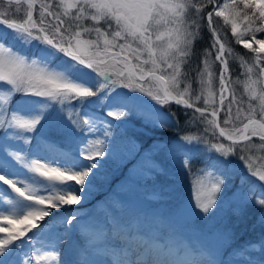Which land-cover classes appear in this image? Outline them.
Segmentation results:
<instances>
[{"label": "snow or ice", "instance_id": "1", "mask_svg": "<svg viewBox=\"0 0 264 264\" xmlns=\"http://www.w3.org/2000/svg\"><path fill=\"white\" fill-rule=\"evenodd\" d=\"M241 3L247 11L239 10L237 0L230 3L227 0H39V4L37 0H6L4 10L0 11V25L9 30L11 41L0 37V90L6 93L0 97V188L6 185L4 191L8 193L11 189L8 193L10 197L15 193L29 203L23 205L28 211L20 217L0 216L8 225H24L19 229L0 225V233H6L0 237V264H34L31 252L24 253L22 258L17 250L27 242L35 251L37 233L50 232L56 221L67 225L63 228L65 235L60 236L53 246L52 259L56 264H64L61 249L65 246L71 250V264H107L105 260L93 258V252L84 249L83 245L78 248L72 243L70 234L81 218L75 214L78 209L68 206L81 204L91 193L100 175L98 169L104 167L99 158L115 155L119 150L121 141L114 132L119 124L107 118L126 117L130 109L112 108L105 117H99L83 114L78 108L65 106L64 102L83 103L102 91L106 99L118 88L143 91V82L161 86L162 95L158 93V103L174 93L176 97H181L189 90L193 98L175 99L176 105H183L187 117L179 142H156L144 152L136 141L127 143V156L136 159L129 169L130 177L138 169L151 173L164 172L154 159L160 153L173 162L181 157L182 166L190 172L192 164L186 149L188 145H199L202 154L215 153L217 159L198 170L202 175L195 180V184L203 185L207 180L208 186L206 191H197L195 202L190 201L187 205L191 213H225L232 201L242 206L254 204L264 210V171L252 167L246 154L257 147L264 151V97H252L260 99V113L249 109L250 114L242 128H229L233 122V101L229 100L225 106L223 93L225 73L228 71L226 54L231 53L219 39L213 23V17H222L230 24L235 42L258 55L250 41H255L264 50V36L257 37V33H264V0H241ZM21 13L22 16L17 19ZM241 21L242 31L238 30ZM203 29L212 37L210 44L197 57L202 58L204 70L197 66L182 73L181 64L187 60V64L191 65L189 58L197 56L193 44ZM16 41L42 45L38 59L29 63L27 55L16 47ZM58 56L64 59L55 64L54 59ZM210 57H214L220 66L219 107L196 95V90L190 86L178 91L181 80L195 83L205 74H208V83H211V71L207 68ZM256 66L264 74V62H258ZM251 71L252 68H248V72ZM89 76L96 78V90L79 82ZM133 84H138L139 88H134ZM16 94L42 98L44 106L38 114H25L23 105L14 104ZM56 103L62 105L60 111L67 118L64 122L58 118L46 120L47 110ZM221 109H224V118L218 121ZM191 122H195V128L190 127ZM154 123L162 128L172 127L167 121L154 120ZM84 132L92 138L79 135ZM101 135L103 139L99 138ZM217 139L219 142H213ZM227 140L231 144L226 146L224 141ZM45 146L66 149L68 160L55 167L46 166L47 161L42 162L39 158ZM93 146L95 150H92ZM28 155L37 158L27 163L25 157ZM231 157L239 160L243 168L233 166ZM23 166L48 181H60L58 190H34L13 174L14 169ZM49 171L55 176L47 175ZM237 178L239 187L225 195L229 192V185L234 184ZM15 203V197L8 200L10 205ZM64 208L69 211L54 215ZM232 211L236 215L241 214L239 207ZM50 216L52 221L47 224L30 223L45 221ZM29 232L33 233L32 237L28 236ZM81 249L88 256L84 261L76 259ZM260 251L259 261L247 252L245 264H264V238ZM42 258L39 253L35 256V260ZM128 264L133 262L128 261ZM153 264L169 262L158 260ZM209 264L221 262L213 258Z\"/></svg>", "mask_w": 264, "mask_h": 264}, {"label": "rangeland", "instance_id": "2", "mask_svg": "<svg viewBox=\"0 0 264 264\" xmlns=\"http://www.w3.org/2000/svg\"><path fill=\"white\" fill-rule=\"evenodd\" d=\"M5 3V0H0V11L4 10L3 6ZM37 4H39V0H37ZM11 16L12 14L9 12V17L11 18ZM20 16H22V13L18 14L16 18L19 19ZM82 23L91 24L95 22L82 21ZM213 23L216 25L219 39L231 53L226 54L228 71L225 73L226 83L223 97L225 106L228 105L229 100L233 101L231 105V119L233 122L229 125V128L235 130L242 128L243 124L247 122L246 118L250 114L249 109L257 114L261 111L260 99H253L252 97H264V74H261L256 66L258 62H264V50H261V46L256 44L255 41H250L252 46L257 49L258 55L245 49L244 57H239L234 53L236 42L231 34L230 24L226 23L222 17H213ZM238 30H243V21L238 25ZM8 31L5 25H0V37L8 39L10 42L11 36L8 35ZM16 47L27 55L26 59L30 63L32 59H38L43 46L36 42L26 45L23 42L19 43V41H16ZM63 59V57L58 56L54 59V63L60 64ZM230 64H232L233 71L229 69ZM250 67L252 71L249 73L248 68ZM207 68L211 71V83H208V74L198 78L200 85L197 87L196 95L208 100L209 104L215 103L218 105L219 93H221L219 74L217 78L214 71H212L210 58ZM79 82L92 90H96L98 87V82L94 76H89ZM182 82L181 80L178 91L189 88V85L186 84L183 87ZM133 87L138 89L139 85L133 84ZM119 89L113 92L111 96L108 95L110 98L107 100H104L105 92L102 91L98 101H95L93 96L84 100L83 103L80 101L64 102V105L69 108L72 106L78 108V111L83 114L99 117H105L106 113L112 108L127 107L130 109V113L126 117L107 118L112 120L113 123L119 124V127L114 129L121 141L119 150L115 155H105L99 158L104 167L98 169L100 175L95 181L91 193L87 195V198L81 204L68 206V208L78 209L75 214L81 218L80 223L70 234L72 243L81 245L83 244L81 241L88 238L86 236L87 233H81L83 229L93 230V232L117 230L124 233L129 227H132L139 239H149L158 234L160 236L161 227L166 226L169 229V235L161 239L162 243H170L171 246L184 244L190 253L204 255L205 264H209L213 258L220 261L221 264H245V254L247 252H251L254 258L259 261L262 255L260 251L261 240L264 238V210L254 204L242 206L235 201L231 202L227 212H216L215 215L212 213L194 215L187 207L190 201L192 203L195 202L197 191L203 192L207 190V180L204 181L203 185L195 184V180L202 175L198 171L199 169H203L206 163L217 159L215 153L202 154L201 146L188 145L186 152L192 164L190 172L182 166L181 157H178L173 162L166 155L160 153L154 159L163 167L164 172L151 173L147 170L138 169L130 177L129 169L132 168L136 159L129 158L125 151V146L129 141H136L140 146L141 152H144L156 142L175 144L180 141L182 134H178L181 129L177 128L172 115L163 110L162 107L166 105L164 104L165 102L158 103V93H161L159 84L143 82V91L123 88L128 93L125 97L121 95L122 93ZM191 94L192 91L189 90L178 98L184 99L186 95ZM4 95L6 93L0 90V97ZM20 95L16 94L13 97L14 104L18 102L23 105L25 114H38L44 106L45 101L42 98L21 97ZM173 96H175V93ZM102 105L105 107L104 116L95 110V107ZM60 107L62 105L59 103L53 104L45 114L46 120L58 118L61 122L66 121L67 118L60 111ZM97 110L99 109L97 108ZM223 118L224 109H221L219 121ZM154 120L167 121L172 124V127L162 128L157 123H154ZM191 126L195 128V122H191ZM79 135L89 139L92 138L89 137L87 132ZM209 137H211V132H209ZM99 138L103 139V136L101 135ZM213 142H219V140L217 139ZM224 143L226 146L230 144ZM258 143L259 141L257 140ZM100 147L103 146L101 145ZM92 150H95V146H93ZM246 154L249 156L252 167L258 171H264V151L257 147ZM33 158L37 157L28 155L25 157V161L30 163ZM39 158L42 159V162L47 161L46 166L51 165L52 167L68 160L66 149L58 147L48 148L46 146L41 149ZM196 159L198 162H195ZM230 159L233 166L239 165L240 168H243L241 162L235 157ZM13 174H16L24 183L30 185L38 192L56 191L60 185V181H48L46 177H40L38 174L29 171L26 166L14 169ZM47 175L55 176V173L49 171ZM235 187H239L238 178L234 184L229 185V192H226L225 195H229L230 191ZM6 188V185L0 188V216L8 215L17 218L26 214L28 209L23 205L29 202L12 193L16 203L14 205L8 204V200L12 197L8 195L11 189H8V193H6L4 191ZM101 197L105 199L103 200ZM238 207L241 210L240 215H236L232 211V209ZM68 211L67 208H64L59 213H54V215L59 216ZM50 219L52 220L51 216L46 218L45 221L37 220L30 221V223L37 225L47 224ZM0 225L17 229L24 226L20 224L8 225L7 221L2 219H0ZM65 227L67 225H61L59 221H56L50 232L37 233V243L34 245L35 251L31 250V245L27 242L17 251L22 258L24 253L31 252L34 257V264H56L52 259L53 249H45L43 246L52 247L60 236L65 235L63 232ZM4 235L6 233H0V237ZM28 236L32 237L33 233L29 232ZM89 240L92 241L90 238ZM103 246L104 244H100L98 247L102 248ZM253 246H255V250H253ZM61 251L63 252V261H67L72 256L68 246L63 247ZM37 253L43 258L35 260ZM187 264L196 263L189 262Z\"/></svg>", "mask_w": 264, "mask_h": 264}, {"label": "bare ground", "instance_id": "3", "mask_svg": "<svg viewBox=\"0 0 264 264\" xmlns=\"http://www.w3.org/2000/svg\"><path fill=\"white\" fill-rule=\"evenodd\" d=\"M198 162V160H196ZM195 161V162H196ZM52 220L50 219V222ZM57 226V225H55ZM87 233L86 236L91 240H83V246L84 249H87L88 247H92V245L95 244H112L110 247L117 248V244H121L124 247L120 249L118 253L113 254L112 258H109V264H114V260L116 259V264H121L119 260L121 258L127 259L128 261H132L133 264H153L150 263L149 260L154 261H163L167 260L169 264H187L189 262H193L196 264H205V257L202 254H192L190 253L184 244H176L174 246H171L170 243H158L153 240L154 237L149 239H139L135 235H131L130 237L127 235H124L120 231L117 230H106L105 232L100 231H94L89 229H83L81 231ZM88 244H90L88 246ZM45 245V244H43ZM55 245V244H54ZM53 245V246H54ZM52 247H45V249ZM79 248V245L77 246ZM62 250V249H61ZM151 255H148V253ZM117 256V257H116ZM86 254L83 249H81L76 256V259L78 261H84ZM72 256L67 261L64 260V264H71Z\"/></svg>", "mask_w": 264, "mask_h": 264}, {"label": "trees", "instance_id": "4", "mask_svg": "<svg viewBox=\"0 0 264 264\" xmlns=\"http://www.w3.org/2000/svg\"><path fill=\"white\" fill-rule=\"evenodd\" d=\"M227 2L230 3L231 0H227ZM237 4L239 5V10L247 11L246 9H243V4L241 3V0H237ZM219 18H221V17H219ZM260 36H264V33H257V37H260ZM245 39H247V37H245ZM211 40H212V37H211L210 33L206 29L201 30L200 35L198 36V38L196 39V41L193 44V49L196 52L197 56H191L189 58V59L192 60V64L191 65L187 64V60L185 61L184 64H182V67H181V72L182 73L188 72L190 69H195L197 66L201 67V69L203 70L202 58L198 59L197 57H198L199 53L201 52V50L204 49L205 47H207L210 44ZM234 46H235L234 53H236L239 57L243 58L244 55H245L244 54L245 53V49L243 48V46L240 45V44H237V43ZM210 59L212 61V71H214V73L216 74V77L218 78L219 69H220L219 65H218V63L216 61H214V57H210ZM229 69L231 71H233L232 64L229 65ZM182 81H183L182 82V86L183 87L186 84V85H189L191 88H194L195 90H197L198 89L197 88L198 85H200L198 83V79H197V81L195 83H192L191 80H182ZM100 95L101 94L99 93L97 96H94V100L98 101V98H99ZM191 96H192V94L191 95H186L184 97V99L185 98H192ZM108 98H110V97H107L106 99L104 97V100H107ZM103 105L100 106V107H95V108L96 109L98 108L101 113L105 114V107H103ZM162 108L164 110H166L170 115H172V117L174 118V120L176 122L177 128L179 130L181 129L180 130L181 132H178V133H181L183 135L184 132L182 131V129H183L184 125H185V121L187 120V117L185 115V109L177 107V106L172 105V104L163 105ZM190 127L194 128V127L191 126V123H190Z\"/></svg>", "mask_w": 264, "mask_h": 264}, {"label": "water", "instance_id": "5", "mask_svg": "<svg viewBox=\"0 0 264 264\" xmlns=\"http://www.w3.org/2000/svg\"><path fill=\"white\" fill-rule=\"evenodd\" d=\"M175 99H176V98L172 95V96H170L166 101L175 104ZM175 105H176V104H175ZM219 105H220V99H218V107H219ZM177 106H178V105H177ZM180 107L184 108L183 105H180ZM209 111H210V110H209ZM217 119H218V117H217ZM225 142H227V143H231L230 140H227V141H225Z\"/></svg>", "mask_w": 264, "mask_h": 264}]
</instances>
